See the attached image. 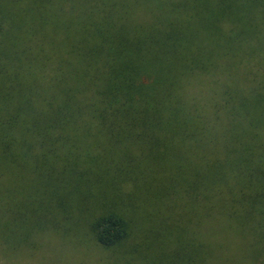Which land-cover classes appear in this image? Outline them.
I'll list each match as a JSON object with an SVG mask.
<instances>
[{"label": "trees", "instance_id": "16d2710c", "mask_svg": "<svg viewBox=\"0 0 264 264\" xmlns=\"http://www.w3.org/2000/svg\"><path fill=\"white\" fill-rule=\"evenodd\" d=\"M55 3L43 15L46 41L26 42L35 32L25 17L12 54L0 53V184L33 173L46 188L72 186L42 191L39 211L53 210L60 224L58 213L79 195L77 205L93 211L94 240L113 249L132 226L116 195L92 205L86 188L103 179L92 170L104 168L105 177L113 166L134 180L127 170L137 162L151 184L156 164L155 172L169 173L156 195H180L175 186L185 185L194 225L205 220L203 243L193 230L190 264L202 252L204 264H264V0ZM45 45L61 51L47 54ZM195 80L215 93L206 103L188 93ZM111 144H138L141 160L127 147L122 163L107 166L90 152ZM10 232L0 225L9 250L26 244H13Z\"/></svg>", "mask_w": 264, "mask_h": 264}, {"label": "rangeland", "instance_id": "374dc122", "mask_svg": "<svg viewBox=\"0 0 264 264\" xmlns=\"http://www.w3.org/2000/svg\"><path fill=\"white\" fill-rule=\"evenodd\" d=\"M47 1L0 0V53L3 52L1 50L6 49L9 55L12 54V34L15 32V25L17 24L19 32L25 17L35 32L33 36L27 38L26 42L36 44L37 40L46 41L50 34L46 26L42 28L46 18L43 19V15L46 13L47 16V13L51 12L50 9L57 6L55 0H52L53 7ZM53 34L58 35V32ZM53 34L52 42L59 43L62 35L57 38ZM20 35L23 36L21 33ZM21 39L19 37V40ZM45 46L49 47L45 49L47 54H52V49L55 53L61 51V49L50 48L52 45ZM187 89L190 95L197 100H202L203 103L215 95L209 86L199 80L193 81ZM127 147L133 158L137 161L141 160L138 157L140 155L138 144H129L126 147L111 144V147H94L90 152L93 155H99V160L107 163V166L119 165V162L123 161L124 150ZM74 153L86 155L82 148H77ZM136 163L130 165L127 171L133 169L138 178L132 175L134 180H130V174L129 176L120 175L119 172H115L113 166L109 167L110 171L104 177L105 170L99 167L92 171L97 174L95 179L102 177L103 179L86 188L92 193L90 202L94 207L95 200L98 201L99 197H103L105 193L111 196L116 195L115 201L118 203L120 213L123 212L126 215L132 226L131 238L113 249H106L94 240L90 231L93 211H83L85 206L83 202V207L77 205L79 195L70 202V210L63 213L65 216L58 213L62 218L60 224L54 216L49 215V213L54 214L53 210L39 211L41 197H45L44 194L47 195L42 191L50 188L52 194H55L53 191L59 186L58 192L64 193L72 186L67 187L63 183L51 182L53 188H46L45 179L43 185L33 173H27L24 180L13 176L14 181L0 184V225L2 227L9 225L11 230L9 235L13 244L19 245L22 238H27L26 244L17 246L15 250H9L7 245L0 242V264H190L188 257L193 241V230L200 243L205 240L206 226L203 215L199 226H195L192 216L188 213V207L191 209L192 205L190 198L184 192L185 185L176 184L175 188L180 191V195L172 191L167 198L158 197L155 191L163 183L165 184L169 173L161 175L159 172L158 174L155 172L156 164H152L155 171L152 170L153 177L150 184V181L147 182L142 175L139 177L141 173L138 172ZM125 177L127 180H124ZM105 178L109 179V182L105 183ZM68 183L72 185L71 180H68ZM34 209L39 211L36 217L30 214ZM53 222L57 223L53 226L56 228L50 229V224ZM34 225H38L39 228L33 231ZM200 257L198 264H204L203 252Z\"/></svg>", "mask_w": 264, "mask_h": 264}]
</instances>
